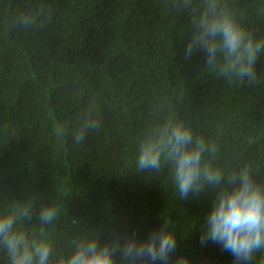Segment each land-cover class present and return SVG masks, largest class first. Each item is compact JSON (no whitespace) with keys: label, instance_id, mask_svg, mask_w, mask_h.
Wrapping results in <instances>:
<instances>
[{"label":"trees","instance_id":"16d2710c","mask_svg":"<svg viewBox=\"0 0 264 264\" xmlns=\"http://www.w3.org/2000/svg\"><path fill=\"white\" fill-rule=\"evenodd\" d=\"M199 3V0H194ZM264 39V0H227ZM35 23H16L21 15ZM192 10L169 0H0V205L55 206L45 227L67 253L90 228L143 239L171 221L177 254L193 264H236L220 244H201L214 193L179 199L170 172H135L143 134L169 117L215 147L225 171L245 164L264 178V53L257 82H230L185 59ZM96 121L77 143L85 117ZM0 264L8 259L0 251ZM253 264H264L257 253Z\"/></svg>","mask_w":264,"mask_h":264},{"label":"clouds","instance_id":"9594fccd","mask_svg":"<svg viewBox=\"0 0 264 264\" xmlns=\"http://www.w3.org/2000/svg\"><path fill=\"white\" fill-rule=\"evenodd\" d=\"M177 12L192 10V24L184 58L202 52L206 69L219 73L230 82H257L256 64L264 53V39L246 29L227 0H169ZM32 15L17 17L16 23L31 27ZM96 121L85 117L74 139L84 140ZM216 149L204 136L195 134L183 119L169 117L151 128L138 144L135 172H170L179 199L214 193L200 242L220 244L230 252L236 264H253L257 253H264V178L252 167L243 165L225 171L213 163ZM34 205L13 199L0 205V251L8 264H193L184 254H177L178 235L171 221L141 239L136 232L119 233L110 229L105 240L103 229H91L72 242L67 253L56 252L45 236V227L58 217L55 206L40 205L38 224L27 227L33 219Z\"/></svg>","mask_w":264,"mask_h":264}]
</instances>
